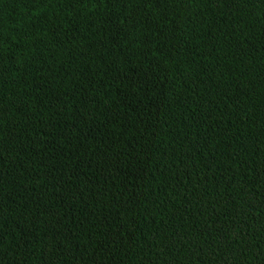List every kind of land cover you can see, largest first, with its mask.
Masks as SVG:
<instances>
[{
  "label": "trees",
  "instance_id": "trees-1",
  "mask_svg": "<svg viewBox=\"0 0 264 264\" xmlns=\"http://www.w3.org/2000/svg\"><path fill=\"white\" fill-rule=\"evenodd\" d=\"M0 264H264V0H0Z\"/></svg>",
  "mask_w": 264,
  "mask_h": 264
}]
</instances>
